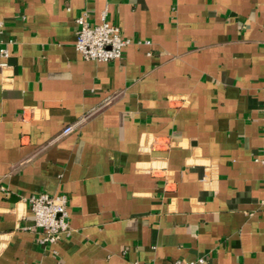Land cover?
<instances>
[{
  "label": "crops",
  "instance_id": "1",
  "mask_svg": "<svg viewBox=\"0 0 264 264\" xmlns=\"http://www.w3.org/2000/svg\"><path fill=\"white\" fill-rule=\"evenodd\" d=\"M83 12L120 58L82 57ZM0 48V264H264V0H0Z\"/></svg>",
  "mask_w": 264,
  "mask_h": 264
},
{
  "label": "built area",
  "instance_id": "2",
  "mask_svg": "<svg viewBox=\"0 0 264 264\" xmlns=\"http://www.w3.org/2000/svg\"><path fill=\"white\" fill-rule=\"evenodd\" d=\"M77 24L76 38L74 45L85 59L94 60H113L122 56L123 48L131 39L124 37L120 32V27L105 18L98 23H90L85 12L75 18ZM147 43L148 40H145ZM0 54L7 55L5 48H0ZM1 66L5 62H0ZM110 98L104 100L109 102ZM97 110V108L95 109ZM91 110L79 116L74 121L65 124L54 139L66 135L75 130L90 114ZM264 166V149L260 159ZM264 181V172H263ZM29 209L34 218V226L39 229L37 241L43 245L53 244L62 236L70 233L68 222L67 196L65 194H49L45 191L33 194L28 197ZM203 257L196 260L176 258L171 264H202ZM134 264H153L148 262L136 261Z\"/></svg>",
  "mask_w": 264,
  "mask_h": 264
}]
</instances>
